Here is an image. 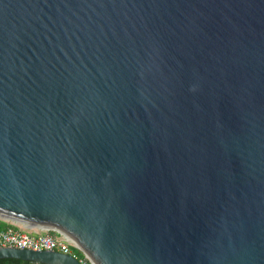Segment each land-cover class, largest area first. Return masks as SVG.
Wrapping results in <instances>:
<instances>
[{
  "label": "water",
  "instance_id": "95a60500",
  "mask_svg": "<svg viewBox=\"0 0 264 264\" xmlns=\"http://www.w3.org/2000/svg\"><path fill=\"white\" fill-rule=\"evenodd\" d=\"M0 218L92 264H264V0H0Z\"/></svg>",
  "mask_w": 264,
  "mask_h": 264
},
{
  "label": "built area",
  "instance_id": "2783aa9c",
  "mask_svg": "<svg viewBox=\"0 0 264 264\" xmlns=\"http://www.w3.org/2000/svg\"><path fill=\"white\" fill-rule=\"evenodd\" d=\"M0 246L32 250H57L75 255L72 252L74 243L66 236L50 229H39L35 233H30L21 228L8 226L0 229Z\"/></svg>",
  "mask_w": 264,
  "mask_h": 264
},
{
  "label": "trees",
  "instance_id": "16d2710c",
  "mask_svg": "<svg viewBox=\"0 0 264 264\" xmlns=\"http://www.w3.org/2000/svg\"><path fill=\"white\" fill-rule=\"evenodd\" d=\"M8 226H14V225L11 224L10 222L0 220V229L6 228ZM14 227H16V226H14ZM72 252L79 259L83 260L84 264H92L89 261V259H87L85 254L79 248L72 246ZM0 264H35V263L30 261V260H22V259H18V258H2V259H0Z\"/></svg>",
  "mask_w": 264,
  "mask_h": 264
},
{
  "label": "crops",
  "instance_id": "0c3cea01",
  "mask_svg": "<svg viewBox=\"0 0 264 264\" xmlns=\"http://www.w3.org/2000/svg\"><path fill=\"white\" fill-rule=\"evenodd\" d=\"M6 222H9L7 220H4ZM11 224H13L14 226H16L17 228H21L27 232H30V233H35L37 230H39V228H31V227H28L24 224H20V223H14V222H10Z\"/></svg>",
  "mask_w": 264,
  "mask_h": 264
},
{
  "label": "rangeland",
  "instance_id": "374dc122",
  "mask_svg": "<svg viewBox=\"0 0 264 264\" xmlns=\"http://www.w3.org/2000/svg\"><path fill=\"white\" fill-rule=\"evenodd\" d=\"M0 220H3L2 218H0ZM9 222H12L11 220H8ZM88 259V258H87Z\"/></svg>",
  "mask_w": 264,
  "mask_h": 264
}]
</instances>
